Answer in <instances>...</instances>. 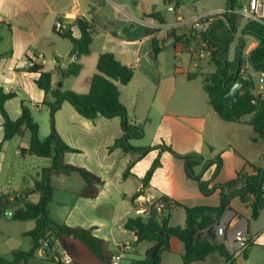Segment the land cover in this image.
<instances>
[{
    "label": "crops",
    "instance_id": "obj_1",
    "mask_svg": "<svg viewBox=\"0 0 264 264\" xmlns=\"http://www.w3.org/2000/svg\"><path fill=\"white\" fill-rule=\"evenodd\" d=\"M129 3L127 0H0V93L3 91L15 94L6 102V109L13 120L21 116L23 102L30 104L36 113L48 111L41 106L45 93L36 84L39 75L26 70L30 60L42 65L46 71L54 70L56 57L60 58L64 67L75 61V56L71 55L73 46L66 53L60 49L61 41L67 39L55 33L57 22L69 26L74 25L77 19L85 18L94 24L96 30L91 53L79 59L82 64L81 73L63 82H58L59 76L56 77L55 83L57 86L62 84L63 90L78 94L89 93L99 56L107 51L113 52L120 61L135 69L132 81L121 87L120 100L126 107L131 122L143 127L145 136L147 126L156 123L153 147L157 148L149 153H125L120 148H111L123 135L119 117L90 120L80 115L67 101L56 113V128L60 136L68 146L79 150V153H67L66 163L88 169L99 176L104 185L96 198H84L79 193L84 189L85 181L79 174L54 176L52 185L55 192L49 207L50 215L61 224L93 228L94 234L108 242L113 253L116 251L117 242L135 240V234L127 230L125 225L130 218L135 217L132 200L142 188V180L156 159L159 158L161 164L151 178L148 196L155 198V195H165L180 205L171 213L170 227L185 226L187 215L184 206H218L221 200L219 190L205 195L200 184L187 176L185 162L180 156L198 153L204 157V161L221 158L219 169L218 163H214L207 170L203 169V164L195 168L197 174L201 173L202 180L208 183L210 190L216 184L233 181L239 173L254 174L257 169L264 167V138L258 137L254 141L257 135L253 127L222 120L208 101L207 117L210 116L209 123L213 125L208 133L206 119L185 115L175 108L174 103L177 102L180 88L183 87L185 92L190 83L198 80L202 82L201 77L187 79V75L198 67L192 53L184 50V44L193 39V25L185 23L178 27L187 36L180 41L170 37L165 30L166 26L176 25L181 19L185 20L180 14L182 7L176 8L175 0H163L160 8L158 0H131V5ZM227 3L228 0L225 6L215 7L210 12L225 10ZM154 12H158L166 24H161L155 17H149ZM168 12L175 14V24L168 21ZM127 26L131 33L126 32ZM138 26L144 27V33H133V29ZM153 29L160 31L158 35L165 43L170 39L175 40L177 47L174 53L166 54L165 46L154 59L151 34ZM74 30L79 36L78 29ZM98 41L101 48L93 56L94 46ZM256 45L257 42H253L245 54L248 55ZM232 49L231 60L234 58ZM163 55H166L165 67ZM192 90L194 92L190 90L183 96L193 101L197 98L199 88ZM256 90V95H264L261 85ZM192 93L196 94V98ZM36 105L39 107L35 108ZM155 111L157 116H154ZM187 120L197 123L195 126L189 123V130L200 139L198 144L192 145L189 142L178 148L173 145L172 148L178 156L162 151V126L167 123L179 127ZM27 133L3 143L0 149V194L32 189L33 178L43 168L51 165L50 159L36 162L37 160H31L35 157L23 158L20 155V148H28L30 143V133L29 136ZM49 133L47 129L40 132V139ZM4 137V117L0 113V144ZM141 141L142 139L131 141V145L135 148H146L140 144ZM29 161L35 163L32 169L28 168ZM39 199L40 195L35 194L28 201L37 203ZM230 207L232 211L228 212L225 223L215 230L218 238L212 239L206 233L207 237L211 241L224 243L223 231L229 222L230 233L244 231L249 242L247 256L236 258L234 264H264V209L257 220H252L251 208L238 198L231 201ZM15 209L16 207L7 211L12 212V217H0V255L6 258H11L15 250L27 252L32 248V240H28L30 237L25 234L35 228L36 222L28 221V226H24L22 223L25 222L13 220ZM16 223L21 225L19 230H11ZM146 242L149 244L143 249ZM146 242L137 246L135 252L133 249L125 254L122 264L144 258L147 249L153 245L152 242ZM169 242L170 250L162 253L160 264H184L185 245L176 237H171ZM29 264L55 263L47 261L45 251L41 249ZM192 264H228V260L219 253H212L204 261Z\"/></svg>",
    "mask_w": 264,
    "mask_h": 264
},
{
    "label": "trees",
    "instance_id": "obj_2",
    "mask_svg": "<svg viewBox=\"0 0 264 264\" xmlns=\"http://www.w3.org/2000/svg\"><path fill=\"white\" fill-rule=\"evenodd\" d=\"M175 2L176 8L181 6V0H175ZM240 8V0H228L226 11L222 16L204 22V30H193V38L209 47V60L216 70L207 74L192 72L187 75V79L194 80L201 77L203 90L208 96L212 110L226 122L243 123L253 127L257 135L253 140L256 141L258 137L264 138V95L254 93L255 84L252 72L258 75L264 73V20L263 22L251 20L243 24V17L235 12ZM149 17H155L161 24H166L158 12L149 14ZM74 28L78 29L79 36L75 34ZM54 31L58 36L72 43L71 55L72 57L78 56V60L72 61L64 67L60 58L56 57V66L52 71H46L42 65L30 60L32 65L28 64L26 69L29 73L39 75L36 84L45 93L41 106L46 107L49 111V135L44 140L40 139V125L33 116L34 110L30 104L23 102L21 116L13 120L6 109V102L15 94L3 91L0 93V113L4 117L5 130L4 141L0 144V149L3 143L16 137H22L28 131L30 143L28 148H20V155L23 158L35 157L51 160V165L43 168L33 178L32 189L13 194H0V217L6 216L7 211L16 207L13 211V220L36 222L35 228L25 234L32 240L30 251L15 250L12 252L11 258L0 255V264H29L41 249L45 251L46 260L55 264H65L62 260V251L70 258L71 264H111L114 253L110 250L108 242L94 234L93 228L85 229L61 224L50 215L49 207L55 192L52 185L54 176L79 174L85 181V187L79 193L84 198H96L104 185L103 180L88 169L66 163V154L79 153V150L68 146L60 136L56 128V113L67 101L80 115L90 120L99 117L107 119L119 117L122 121L123 135L115 141L112 149L120 148L125 153L136 151L147 154L157 147L135 148L131 145V141L143 139L145 131L143 127L131 122L128 111L120 100V95L121 87L132 81L135 69L120 61L113 52L107 51L99 56L89 93L78 94L63 90L55 83L56 77L59 76L58 82H63L65 79L76 77L81 73L82 64L79 59L81 56L91 53L96 30L91 21L79 18L74 25H63L62 31L56 32L55 29ZM175 31L176 29H172L169 33L170 37L175 40L180 41L187 37L186 35L176 36L174 35ZM159 32L158 29L151 30L154 59L165 49V41L160 39ZM239 33L241 37L235 56L231 60V48ZM246 36L257 41V45L248 55L245 54ZM246 65L248 68L244 69ZM241 77H244L247 83L239 93L237 102L228 104L226 97ZM38 107L39 105L35 106V108ZM246 118L247 120H245ZM160 148L162 151H168L178 156L170 145L164 144ZM180 157L185 162L187 176L200 184L205 195L219 190L220 204L218 206H184L187 215L184 227L169 226L172 212L168 208L164 209L163 213L157 214L154 206L149 217L130 218L125 227L129 231H135L134 252L137 250V246L143 242L153 243L145 252L144 258L134 259L130 264H160L162 253L170 250V242L160 234L162 230H166L171 237L178 238L185 245L184 264L204 261L212 253H219L227 260H231V255L225 244L211 241L206 235L207 229L222 218L233 199L238 198L251 208L252 220H257L264 209V167L257 169L254 174L239 173L233 181L216 184L213 190H210L208 183L202 180L201 173L197 174L195 168L203 164V169L207 170L214 163H218L219 169L221 158L204 161V157L198 153ZM160 164L158 158L148 170L142 180V188L132 200L133 204L140 196H148L151 178ZM35 194L40 195L39 201L37 203L28 201ZM154 197L158 198V202L166 204L172 202L175 208L180 206L165 195H155ZM20 205L21 207H19ZM58 248L59 250H57ZM243 256H247V250ZM229 264H234V260H231Z\"/></svg>",
    "mask_w": 264,
    "mask_h": 264
},
{
    "label": "rangeland",
    "instance_id": "obj_3",
    "mask_svg": "<svg viewBox=\"0 0 264 264\" xmlns=\"http://www.w3.org/2000/svg\"><path fill=\"white\" fill-rule=\"evenodd\" d=\"M127 1L128 2L130 1L129 4L131 5V0H127ZM225 2H226V0H181V6L180 7H182V10H181L180 14L185 19V21L186 20L190 21L191 19H193L197 16H200V15H203L206 13H210V10L215 8V7L225 6L226 5ZM158 3H159L158 7L159 8L162 7L163 0H158ZM111 10H112V12L114 11L113 6H111ZM168 13H169L168 21L172 22V24H175L176 23L175 14L170 13V12H168ZM242 23L245 24V23H247V21L243 20ZM188 24H191V23H188ZM194 29L203 30L202 28H198V27H195L193 25V30ZM144 30H145L144 27L138 26L137 29H133V33L136 35L142 34V33H144ZM117 32H118V30H117ZM126 32L131 33L129 26H127ZM166 32L171 33L170 31H166ZM192 33H193V31H192ZM174 35L182 36L183 31L181 29L176 28ZM240 37H241V34L239 33L236 36L234 44L232 45V48H233L232 49V57L235 56ZM245 40L247 42V47H246L245 51L252 46L253 42H257L254 38L247 37V36L245 37ZM99 42L100 41L96 42V44L94 46L93 56L96 54V50L101 48V43H99ZM200 43L201 42L197 41L196 38L190 39L189 42L184 44V50L192 53V58H193L194 54H196V52H198V50H199ZM165 46H166V50H167L166 54H169L171 52L172 53L175 52V47H177V44H176L174 39H170L169 41H167L165 43ZM71 48H72V43L70 41H67V40L61 41L60 49H62V51L64 53L69 51ZM165 56L166 55L162 56V61H163L164 67H165V63H166ZM193 60L196 61V58H193ZM215 70H216L215 66L210 62L209 55H207L206 57L199 60L198 67L194 69V72H201L203 74H207V73H213V72H215ZM259 78H260V76L258 74L253 73V81H254L256 88H258V89H259V85H261L259 82ZM190 84L187 85V83H186L187 86H186L185 92L183 90V87L178 90V92H180V93H177L179 96L177 98V102L174 103V106L181 113H183L185 115L199 116L202 119H206L207 120L206 131H208V133H209L211 131V128L213 125L209 123V117L210 116L208 115L209 117H207V106H208L207 104L209 101L208 96L202 90L201 80H198V81L192 83L191 85ZM197 87L199 88V93L197 94V98L195 97L196 94L192 93L194 95V98H196L193 101L191 98L183 96L185 93L188 94L190 92V90H191V92H194V90H192V88L196 89ZM256 88H255V91H257ZM175 99H176V97H175ZM157 104L158 103H156V105ZM33 115L35 116L37 122L40 125V132H44L45 129L50 131L49 111L45 110V111H42L40 113H36L33 111ZM154 116H157L156 111L154 112ZM189 123H192V125H194V126L197 125V123H195V121H191V120L190 121L187 120V122L185 124H181L179 127L177 125H172V124L169 125L167 123L164 124L162 126V130H163L162 133L164 134V137L162 138L161 144L164 143L166 145H171V146L175 145L176 148L181 147L183 145H186L189 142H191L192 145L198 144L200 139L198 137L194 136V134L189 130ZM156 127H157L156 123H153V124H150L147 126L146 136H144V138L140 142L141 145H143L144 147H153V145H155ZM28 133H27V135L29 136ZM46 137L42 136L41 139H45ZM31 160H37L36 162H41V160H46V159L32 158ZM33 162L34 161H29L28 168L32 169L34 167L35 163H33ZM22 224L24 226H28L29 223L25 222ZM20 226L21 225H19V223H16L15 226L13 225V227H11V230L16 229V231H17V230H19ZM28 240H31V238ZM148 244L149 243H147V242L144 243L142 248L144 249Z\"/></svg>",
    "mask_w": 264,
    "mask_h": 264
},
{
    "label": "built area",
    "instance_id": "obj_4",
    "mask_svg": "<svg viewBox=\"0 0 264 264\" xmlns=\"http://www.w3.org/2000/svg\"><path fill=\"white\" fill-rule=\"evenodd\" d=\"M241 8L236 10L238 14L243 17V20L246 21H260L263 22L264 20V0H240ZM226 9L219 12H210L200 16H197L191 19L189 22L185 20H179L178 24L173 26H166V31H171L172 29H176L179 26H184V24L191 23L195 27L205 29L204 22L212 21L214 18L222 16L225 13ZM185 21V22H184ZM63 24L61 22H57L55 25L56 32L62 31ZM210 55V50L207 44L201 42L198 52L194 54L193 58H196V63L199 64V60ZM31 66L32 63L29 62ZM248 66L246 65L244 69H247ZM259 82L261 87L264 88V73L260 75ZM14 192L12 191L11 194ZM155 206L157 214L163 213V210L168 208L170 212L175 209V205L171 202L166 204L164 202H158V198H152L150 196H140L138 199L135 200L133 204V212L135 217H144L147 218L153 211V207ZM134 217V218H135ZM135 234V231H131ZM58 244V243H57ZM224 244L231 255V260H235L243 256L244 252L249 247L248 239L244 233V231H238L234 235H232L229 239L224 241ZM59 246V244H58ZM134 243L130 240H124L117 242L116 244V251L113 255L111 264H122L124 259V255L128 252H131L134 249ZM63 262L65 264H71L70 258L66 255L65 252L62 251ZM228 260V264L231 262Z\"/></svg>",
    "mask_w": 264,
    "mask_h": 264
},
{
    "label": "water",
    "instance_id": "obj_5",
    "mask_svg": "<svg viewBox=\"0 0 264 264\" xmlns=\"http://www.w3.org/2000/svg\"><path fill=\"white\" fill-rule=\"evenodd\" d=\"M78 59V56H75L74 60L76 61ZM247 80L244 77H241L236 83L235 85L232 87V89L230 90L229 94L226 97V102L228 104H234L237 102L238 100V95L241 92V90L243 89V87L246 85ZM59 87H62V84L58 85ZM232 211V208L229 206L224 215L222 216V218L220 220H218L215 224H213L212 226H210L206 233L207 235L212 238H218L217 235L215 234V230L216 228L220 227L222 224L225 223V219L226 216L228 214V212ZM6 215L10 218L12 217V212H6ZM227 227L226 229L223 231V239H229L232 235H234L236 232H231L229 231V222L227 223ZM161 236H163L164 238H166L168 241H170L171 239V235L166 231V230H162L160 231Z\"/></svg>",
    "mask_w": 264,
    "mask_h": 264
}]
</instances>
